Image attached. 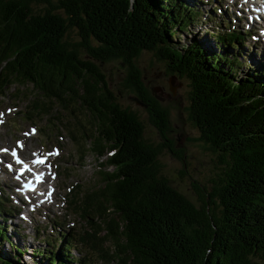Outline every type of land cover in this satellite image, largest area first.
Here are the masks:
<instances>
[{
	"label": "trees",
	"instance_id": "trees-1",
	"mask_svg": "<svg viewBox=\"0 0 264 264\" xmlns=\"http://www.w3.org/2000/svg\"><path fill=\"white\" fill-rule=\"evenodd\" d=\"M199 3L0 0V98L11 85L15 99L27 91L25 98H32L19 111L22 119L46 117L76 141H88L95 156L106 154L98 166H111L98 171L100 186L88 192L76 186L79 197L72 192L68 198L89 220L90 234H78L77 241L69 231L49 242L43 236L46 247L30 251L32 264H93L89 256L70 252L86 243V235L93 241L84 245L98 251L100 264H264V71L246 64L243 75H235L245 65L237 49L248 31L232 29L226 18L227 28L211 36L214 47L205 44L206 34L174 45L171 38L202 17ZM71 31L74 42L68 40ZM142 51L187 79L188 119L198 139L216 151L219 172L208 191L196 186L197 205L159 174V148L144 139L142 122L119 106L92 62L122 60L127 82L166 141L162 145L170 147L168 114L148 94L134 63ZM1 200L0 244L11 227ZM95 216L100 228L91 222ZM101 231L103 239L96 236ZM8 243L13 255L0 252V264H18L26 249Z\"/></svg>",
	"mask_w": 264,
	"mask_h": 264
},
{
	"label": "rangeland",
	"instance_id": "rangeland-1",
	"mask_svg": "<svg viewBox=\"0 0 264 264\" xmlns=\"http://www.w3.org/2000/svg\"><path fill=\"white\" fill-rule=\"evenodd\" d=\"M197 1H200L197 6L202 9V17L199 16L194 24H190L186 28L187 33L178 32L175 37L171 38L176 47L186 43L192 36L201 38L203 34H206L204 36L205 44L214 47L211 36L215 32L219 33L227 28L224 18L229 20L232 29L249 30V19L240 11V8L238 12V8L231 4V0ZM192 3L187 1L186 4L191 5ZM216 3H218L219 11L211 12L213 6L217 7ZM242 8L245 10L243 6ZM205 15L210 17L207 19ZM248 32V36H244V42L241 43L242 48L237 49L243 52L237 53L238 58L240 61H245V65L235 72L237 76L243 75L246 64L251 68H257V70L262 68L264 71V40L260 36ZM76 39L74 32L71 31L68 40L74 42ZM79 53L91 61L81 50ZM92 62L98 65L119 106L134 112L142 122L144 139L159 148L155 157L159 174L168 181L173 189L197 205L199 202L196 186L208 191L211 179H215L220 165L217 163L216 151L198 139V131L188 119L187 79L168 71L165 63L156 60L148 51H142L134 60L146 91L168 114V130L165 133V138L170 142V147H166L162 145H165L166 141L151 124L145 107L140 104L135 90L127 82L126 67L122 60L109 58L100 63L94 60ZM13 88L14 85H11L6 91V95L0 98L1 154L4 155L7 162L11 161V150L17 151L24 161L33 155H39L41 160L47 164L41 165L45 175L41 181L42 188L50 195L46 202H43L44 199L39 197L42 204H29L26 202L28 197L20 195L18 186H14L22 181V178L28 176V172L25 171L15 180L13 178L16 175L14 169L19 165H15L11 171L0 166V196L5 199L1 200V203L5 206V211H9L6 224H11V227L8 225L5 228L7 241H2L0 244V252L9 255V257L13 255L9 240L20 249H26L25 257L20 254L18 256V260L19 258L20 260L17 263L32 264L36 257L30 251L46 247L43 236L48 238L47 242H49L51 238L58 237V232L69 231L77 241L78 234L84 232L90 234L91 229L86 224V221L89 220L78 216L75 207L70 205L68 198L72 195L73 190L75 191L76 186H79L77 192H81L80 190L88 192L100 186L98 171L110 170L111 166H98V162L102 163L106 154L102 157L95 156L91 151L92 148L90 150V145L89 148L87 147L88 141H76V138L68 136V131L59 130L57 124L47 122L46 117L38 118L36 122L22 119L19 111L32 97L29 95L28 98H25V94L28 93L25 91V94H19V98L15 99L11 93ZM170 88L173 89V92ZM78 118L81 122H85L82 115L79 114ZM34 126L37 127L36 132L32 129ZM49 154L52 156L50 157ZM74 197L79 196L73 192L72 198ZM79 202L78 198L77 203ZM93 204L92 206L95 207L96 204ZM1 221L2 218H0ZM99 221L101 219L96 216L91 220L100 228ZM102 235V231L96 234L103 239ZM85 240L84 244H89L93 241V237L86 235ZM84 244L78 242L76 244L78 250L75 247L72 248L70 252L73 257L85 254L93 260V264H100L101 260L97 256L98 251ZM104 246L109 248V252L112 253L109 241H106ZM54 249L58 250V246L56 245ZM114 263L115 260H112L110 263L104 261L103 264Z\"/></svg>",
	"mask_w": 264,
	"mask_h": 264
},
{
	"label": "bare ground",
	"instance_id": "bare-ground-1",
	"mask_svg": "<svg viewBox=\"0 0 264 264\" xmlns=\"http://www.w3.org/2000/svg\"><path fill=\"white\" fill-rule=\"evenodd\" d=\"M234 1H235V0H231V4H232L234 7H237V8H238L239 5H238L237 3L235 4ZM227 6H228V5H227ZM229 6H230V5H229ZM237 10H238V12H239V8H238ZM262 24L264 25V21H262ZM250 27H253V25H250ZM263 44H264V42H263ZM11 156H12V155H11ZM18 167H20V166H18ZM18 167H16V168H18ZM16 168H15V170H16ZM42 184H43V183H40L39 186H38L37 189H36V192H35V193H32L31 196L28 197L27 202H29V204L40 202L39 197H42V198L44 199L43 202H46V201L48 200L49 196L46 195L45 189L42 188ZM48 195H50V194H48Z\"/></svg>",
	"mask_w": 264,
	"mask_h": 264
},
{
	"label": "water",
	"instance_id": "water-1",
	"mask_svg": "<svg viewBox=\"0 0 264 264\" xmlns=\"http://www.w3.org/2000/svg\"><path fill=\"white\" fill-rule=\"evenodd\" d=\"M170 90H171V92H173V89L172 88H170ZM141 104V103H140ZM143 105V104H142ZM143 106H145V105H143Z\"/></svg>",
	"mask_w": 264,
	"mask_h": 264
}]
</instances>
